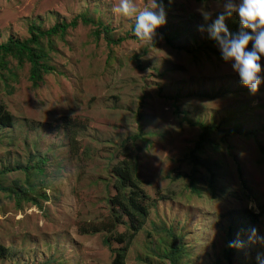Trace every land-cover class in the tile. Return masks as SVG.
I'll list each match as a JSON object with an SVG mask.
<instances>
[{"label": "rangeland", "instance_id": "374dc122", "mask_svg": "<svg viewBox=\"0 0 264 264\" xmlns=\"http://www.w3.org/2000/svg\"><path fill=\"white\" fill-rule=\"evenodd\" d=\"M154 2L133 0L140 10ZM160 2L166 23L149 43L130 38L135 20L113 11L119 0H0V43L28 38L31 24L46 30L78 15L107 26L114 40L129 36L108 46L92 36L94 25L78 22L41 42L53 71L36 86L28 63L10 58V73L0 72V103L12 118L0 129V187L29 174L48 195L41 207H17L0 189V264H113L128 244L124 264H171L164 229L182 248L179 264H264V55L253 94L199 30L225 0ZM201 9L212 14L207 23ZM225 23L240 29L237 13ZM187 118L225 120L198 152L199 165L188 156L201 130ZM30 158L46 160L42 173L23 171ZM130 159L149 210L132 240L129 217L111 201L114 168Z\"/></svg>", "mask_w": 264, "mask_h": 264}, {"label": "trees", "instance_id": "16d2710c", "mask_svg": "<svg viewBox=\"0 0 264 264\" xmlns=\"http://www.w3.org/2000/svg\"><path fill=\"white\" fill-rule=\"evenodd\" d=\"M78 22L82 24H92L95 26L94 31H92V36L98 38L100 34L103 35L104 40L108 46L119 45L129 36L120 37L114 40L110 37L109 29L107 26L103 25L101 22H95L91 18H87L84 15H78L73 18L70 22H60L55 23L52 27L41 30L37 25L31 24L28 27L29 37L23 40L18 38H8L5 42L0 43V72L10 73L9 60L13 59L16 61L17 66L22 67L24 63L29 64V80L32 86H36L42 81L43 75L49 74L53 71V68L47 64L46 58L47 53L43 49L41 42L43 40L51 41L52 37H63L68 29H73L78 25ZM250 31V30H249ZM138 40L135 36H131ZM4 83L8 78L1 76ZM7 84V83H6ZM11 115L6 110L5 106L0 103V129L4 127L11 126ZM187 121L200 128V133L198 139L195 142L193 150L189 154L190 161L194 165L200 164V158L198 157V152L202 151L207 143L213 142L211 137L213 133L221 131V123H207L204 121H193L187 118ZM241 133L240 128L233 131V134ZM261 153L264 156V146H260ZM29 159V163L25 165L23 171L25 173L29 171H38L42 173V168L46 164L45 159H39L37 161H32ZM136 162V161H135ZM131 159L122 161L117 166H115L114 171L117 174L116 189L117 194L111 199L115 204L114 206H119L121 211L127 215L130 219L129 222V239L132 240L133 236L139 232L144 220L149 214L148 207L144 204L146 200V194L141 187V182L137 176V166L136 163ZM21 169V168H20ZM19 169V170H20ZM8 170L6 169L5 172ZM3 172V171H2ZM13 187H0L3 191L8 193L10 196L15 198V203L17 207H20L21 202L31 203L34 206L41 207L40 199L43 198L48 200V195L46 193V188L43 187L41 191H37V187L30 183L29 174L26 175L25 181L21 184L15 181ZM44 184H41L43 186ZM117 219V217H115ZM118 220V219H117ZM138 220V225H137ZM234 229V228H233ZM164 231L167 237L172 240L170 245L169 253L163 256V259L169 260L171 264H179L182 260V248L178 245V240L173 230ZM125 234L118 236V242H123ZM108 243V239H105ZM129 244L125 247L116 251V256L113 264H124L126 255L128 252ZM231 250L226 253V256L230 258ZM48 264V263H43Z\"/></svg>", "mask_w": 264, "mask_h": 264}, {"label": "clouds", "instance_id": "9594fccd", "mask_svg": "<svg viewBox=\"0 0 264 264\" xmlns=\"http://www.w3.org/2000/svg\"><path fill=\"white\" fill-rule=\"evenodd\" d=\"M113 11L124 17L134 18L133 35L140 41L152 43L156 29L166 23L164 4L157 3V0L143 10L138 9L133 0H119ZM200 11L206 23L212 19L210 12L203 9ZM233 13L238 14L240 21V29L236 33L230 32L225 23L226 18ZM199 30L207 31L209 38L216 42L222 59L234 61L232 68L238 73L241 83L251 93H256L262 83L260 60L264 55V0H240L239 3L225 0L223 11L206 28L201 25ZM250 42L252 48L247 50ZM251 231L256 236L257 230L253 228Z\"/></svg>", "mask_w": 264, "mask_h": 264}]
</instances>
